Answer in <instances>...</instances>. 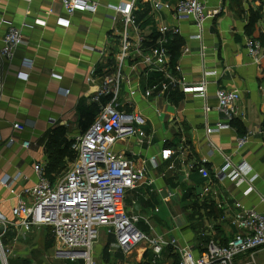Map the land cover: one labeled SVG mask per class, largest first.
Segmentation results:
<instances>
[{
  "label": "crops",
  "instance_id": "obj_1",
  "mask_svg": "<svg viewBox=\"0 0 264 264\" xmlns=\"http://www.w3.org/2000/svg\"><path fill=\"white\" fill-rule=\"evenodd\" d=\"M198 1L216 14L214 19L205 22L201 32L192 20H176L171 10L153 11L152 2L173 8L178 0H137L134 17L140 29L132 32V36L134 41L143 38L144 45L145 42L151 44L152 38L156 43L160 38L158 30L165 28L163 37L167 40V49L172 38L178 37L182 47L175 65L179 66L186 82L199 83L203 71L215 74L207 79L206 100L179 92L175 94L181 99L174 103L145 100L142 91L146 80L140 73L134 110L143 116V131L151 138V143L139 146L133 139L124 146L117 145L114 150L133 160L136 169H146L144 184L126 194L127 211L153 219L151 237L172 236L181 246L193 247L199 244V238L196 243L195 237L202 232H208L219 244H225L233 236L229 224L221 221L225 204L231 206L237 201L245 208L264 212L261 201L264 199V58L254 64L246 51L248 40L264 36V0ZM107 5H117V1L101 0L95 14L76 12L68 18L60 0H0V48L8 28L21 29L24 37V43L12 60L0 58L3 87L0 179L21 174L14 184L19 192L35 185L33 167L39 163L46 165V146L56 129H61L63 140L70 143L96 118L94 112L98 107L92 99L106 74L104 70L113 68L122 32L120 18L112 22ZM65 19L70 20L66 28L60 24ZM252 19L255 20L253 32L248 35ZM23 24L27 27L22 28ZM125 74H129L128 68ZM218 89L239 94L238 107L244 119L234 120L227 130L207 135L206 128L224 123L216 110ZM205 105L209 112L204 111ZM14 125L24 130L17 131ZM10 138L14 143L7 145ZM243 138L245 144L238 149L237 142ZM183 140L189 148L186 156L178 154ZM23 142H28L29 147L23 148ZM163 150L174 154L163 161L159 158ZM224 156H228L233 165L243 162L250 169V176H256L253 192L243 196L246 185L237 188L223 181L214 187L222 198L197 202L196 196L204 184L197 166L214 175L222 166ZM153 157L157 159L155 165L150 163ZM169 166L174 170L169 171ZM204 203L208 205L206 210L191 208L192 204L201 207ZM13 205L8 191L0 190V215L9 222H12ZM2 243L13 250L9 264L71 262L55 255L50 228L23 234L18 227H9ZM91 255L92 262L98 264H151L154 260L146 244L124 255L116 250L115 238L110 243L107 237L102 243L97 241ZM175 261L169 250H163L155 262L173 264ZM74 262L82 264L83 261Z\"/></svg>",
  "mask_w": 264,
  "mask_h": 264
},
{
  "label": "built area",
  "instance_id": "obj_2",
  "mask_svg": "<svg viewBox=\"0 0 264 264\" xmlns=\"http://www.w3.org/2000/svg\"><path fill=\"white\" fill-rule=\"evenodd\" d=\"M100 1L60 0V3L70 18L76 12L95 14ZM116 1L117 5H107L106 9L112 13V22L120 18L122 24L118 53L113 68L104 70L106 74L92 99V103L98 107L94 122L70 142V150L75 154L74 162L54 183L46 178L45 165L35 164L33 170L36 183L21 192L14 187L21 174L0 179V190L6 189L14 200L10 212L12 222L0 215V264H9L12 257L13 250L3 245L2 238L6 230L13 226L18 227L23 234L34 229L50 228L55 255L63 256L71 263L81 260L82 264H94L91 252L97 241L98 230L104 227L107 234L115 238L116 250L124 255L146 244L154 256L151 264H157L155 261L161 257L163 250L173 254L176 264H257L255 256L264 250V212L245 208L237 201L231 206L225 204L221 206V221L229 224L233 236L225 244H219L213 239L206 240V233L202 232L199 238L203 240L193 247L181 246L172 236L151 237L149 231L152 233L153 229L150 219L127 211L126 194L144 184L146 169H136L133 160L114 150L117 145L124 146L133 139L139 146H149L151 143V138L143 131V116L134 110L133 99L139 94L140 73L146 80L142 96L145 100L154 101H167L177 92L205 101L207 79L215 74L203 71L199 83H187L179 66L171 65V55L165 46L167 40L163 37L165 28L158 30L160 38L152 47H146L143 38L134 41L132 32L137 33L140 29L134 17L137 0ZM152 7L155 13L171 10L178 21L192 20L199 32L205 22L214 19L216 15L198 0H178L173 8L152 2ZM60 24L66 28L70 20L65 19ZM25 27L27 25L23 24L22 28ZM1 43L0 58L12 60L16 50L24 43L22 30L8 28ZM246 51L254 64L264 58L259 44L252 40L246 42ZM126 68L129 74H125ZM153 75H160L161 78L149 82ZM2 98L3 87L0 84V104ZM215 99L216 110L224 123L206 128L207 135L227 130L234 120L244 119V113L238 107L240 97L236 91L218 89ZM204 111L209 112L210 109L205 105ZM13 129L23 131L24 127L14 125ZM245 141L244 138L239 140L237 148L241 149ZM13 143L14 139L10 138L7 145ZM29 145L23 142L21 146L26 149ZM173 154L171 150H163L159 158L166 161ZM178 154H189L185 140ZM130 155L134 156V153L130 152ZM150 163L155 165L157 159L151 158ZM168 170L174 168L169 166ZM197 171L204 180L201 192L196 196L199 203L207 198L218 199L220 195L214 187L223 181L237 188L246 185L247 190L243 196L253 192L256 176H250L251 171L243 162L233 165L228 156H224L222 166L214 175L201 165L197 166ZM261 201L264 203V199ZM141 224L148 228V233L139 227Z\"/></svg>",
  "mask_w": 264,
  "mask_h": 264
},
{
  "label": "trees",
  "instance_id": "obj_3",
  "mask_svg": "<svg viewBox=\"0 0 264 264\" xmlns=\"http://www.w3.org/2000/svg\"><path fill=\"white\" fill-rule=\"evenodd\" d=\"M254 23L255 20L252 19L247 29L248 35L252 34ZM155 41L156 39L152 38L151 44H146L145 42V45H149V46L151 45L152 47L155 45L154 44ZM252 41L257 42L260 46V49L264 53V36L260 35L257 39H253ZM167 47L171 55V65L175 66L176 61L179 57V51L182 47V41L178 37H174L172 38L171 42H169ZM160 78H161L160 75H155V76L153 75L150 78L149 82L153 80H158ZM180 99L181 96L176 94H173L172 96L169 97V100L172 101L173 103L179 101ZM97 112L98 110L96 108L94 115H96ZM92 123L93 121L91 122V124ZM63 133L64 132L61 129H56L53 132L46 146L47 163L45 165L44 171L46 178L50 183H54L60 176H62L68 170V166H70L75 160V154L70 150V143L63 140ZM186 145L188 147L187 143ZM207 207L208 205L205 203L201 207H198L196 204L191 205V208L195 211L199 210V208H203L204 210H206ZM210 210H212V208H210ZM174 264H176V262H174Z\"/></svg>",
  "mask_w": 264,
  "mask_h": 264
},
{
  "label": "rangeland",
  "instance_id": "obj_4",
  "mask_svg": "<svg viewBox=\"0 0 264 264\" xmlns=\"http://www.w3.org/2000/svg\"><path fill=\"white\" fill-rule=\"evenodd\" d=\"M151 220V221H150ZM149 221L151 222V223H153V219H150ZM173 222H174V224L176 223V221L175 220H173ZM145 233L148 231V228L146 227V226H144L143 224H141L140 226H139ZM149 233H150V231H149ZM150 234H152V233H150ZM207 234V237H206V239L207 240H211L212 239V237H211V235H209V233L207 232L206 233ZM106 237H107V240H109V242L111 243V242H114V238L112 237V236H108V234H107V232H106V229L104 228V227H102V228H100L99 230H98V237H97V241L98 242H100V243H102L103 241H106ZM198 236L197 237H195V242L196 243H198ZM199 240H200V242H201V240H203V239H201V238H199ZM97 241H96V243L94 244V246H93V248L95 247V245L97 244ZM92 252H93V249H92ZM92 252H91V254H92ZM91 257H92V255H91ZM255 258H256V263L257 264H264V250L262 251V252H260V253H258L256 256H255ZM65 264H79V263H71V262H64ZM112 263H115V262H112ZM94 264H98V262H94ZM115 264H130V262H116Z\"/></svg>",
  "mask_w": 264,
  "mask_h": 264
}]
</instances>
